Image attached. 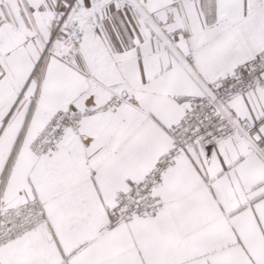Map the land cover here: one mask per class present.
<instances>
[{"label":"snow or ice","instance_id":"snow-or-ice-1","mask_svg":"<svg viewBox=\"0 0 264 264\" xmlns=\"http://www.w3.org/2000/svg\"><path fill=\"white\" fill-rule=\"evenodd\" d=\"M0 264H264V0H0Z\"/></svg>","mask_w":264,"mask_h":264}]
</instances>
